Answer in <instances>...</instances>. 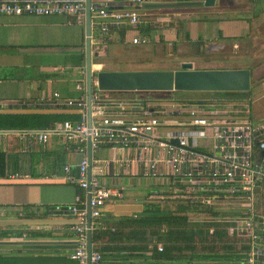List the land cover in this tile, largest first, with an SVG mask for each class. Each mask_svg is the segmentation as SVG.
Masks as SVG:
<instances>
[{
  "label": "crops",
  "instance_id": "1",
  "mask_svg": "<svg viewBox=\"0 0 264 264\" xmlns=\"http://www.w3.org/2000/svg\"><path fill=\"white\" fill-rule=\"evenodd\" d=\"M91 1L109 8L130 4V0ZM245 1L256 0H216L212 6L201 7L179 4L164 8L140 7V22L136 26L129 25L123 41L118 40L116 33H110V42L104 39L100 46L97 42L103 39L102 33L93 17L91 69L94 72L101 69L173 70L180 68L183 62H191L195 69L240 68L215 66L209 62L223 60L225 51H231V47H226L227 41H238L250 28L251 18L225 15L246 7ZM68 20L63 15L0 14V116L57 109L38 102L40 97L48 98L53 92H58L61 98L83 94L84 90L77 86L86 87L85 75L81 76L78 70L85 65L86 23ZM134 36L144 37L147 42L134 44L131 42ZM120 47L123 54L120 53L116 61H110L107 51ZM163 52L167 53L165 57H161ZM106 55L108 58L103 61ZM155 61L164 63L156 67L144 65ZM74 72L78 74L76 79L71 76ZM115 92L107 91L104 95L117 96ZM23 129L30 128H0V264H77L71 257L77 244L73 230L76 215L69 207L80 189L74 181L64 178L67 174L63 167L69 165V173L75 176L80 155L71 147L67 148L61 137L54 136L40 143L35 137L23 135ZM99 153L110 160L100 180L119 193L102 208V223L111 225L121 218L137 217L151 201L149 197L162 190V181L145 177L138 162L120 165L114 161L132 157L134 149L116 152L104 149ZM11 172L28 176L16 180L2 176ZM128 231L124 228V236ZM104 241L101 239L100 243ZM154 243L147 244L146 255H150ZM116 263L178 264L153 259L140 261V258Z\"/></svg>",
  "mask_w": 264,
  "mask_h": 264
},
{
  "label": "built area",
  "instance_id": "2",
  "mask_svg": "<svg viewBox=\"0 0 264 264\" xmlns=\"http://www.w3.org/2000/svg\"><path fill=\"white\" fill-rule=\"evenodd\" d=\"M142 1L130 0L120 8L91 1V19H96L104 35L111 27L136 26ZM86 4L87 0H0V14L63 15L69 22L83 25ZM131 42L144 44L147 39L134 36ZM82 71L85 75V66ZM260 82L264 87V77ZM92 83L89 102L86 87L79 86L84 92L76 98H61L53 92L38 99L45 106L79 110L78 120L21 130L40 143L61 137L67 148L80 155L75 176L69 173V165L63 167L64 178L80 189L69 207L76 215L73 230L77 244L71 257L77 264H102L99 251L92 248L88 256L87 232L100 223L104 205L119 195L116 188L100 180L110 162L99 153L104 149H134L132 157L114 161L120 165L138 162L145 177L160 178L164 186L155 197L178 198L211 209L215 214L206 216L209 220L227 222V233L246 239L243 264H264V123L253 124L236 106L228 107L236 103L192 105L147 99L140 91L105 96L95 80ZM2 176L16 180L28 175L11 172ZM157 249L162 250V245Z\"/></svg>",
  "mask_w": 264,
  "mask_h": 264
},
{
  "label": "trees",
  "instance_id": "3",
  "mask_svg": "<svg viewBox=\"0 0 264 264\" xmlns=\"http://www.w3.org/2000/svg\"><path fill=\"white\" fill-rule=\"evenodd\" d=\"M129 27H111L105 35L101 34L103 39L100 44L104 39L108 40L110 33H116L118 40L123 41ZM78 70L81 76L84 75L82 67ZM249 94V91H140V95L147 99L214 106L247 102ZM79 112L77 109L59 107L44 113L5 114L0 116V128H44L55 122L78 120ZM212 214L215 212L207 207L178 198L151 199L137 217L121 218L111 225L102 223L100 218V223L94 224L91 230L92 248L101 253L102 264H117V261L133 258L186 264H243L246 239L227 233V222L213 221L206 217ZM203 215L205 218H202ZM124 228L129 230L126 236ZM101 239L105 241L100 243ZM152 241L155 242L154 247L150 255H146L145 252L149 250L147 244ZM158 243L162 245V250L157 249Z\"/></svg>",
  "mask_w": 264,
  "mask_h": 264
},
{
  "label": "water",
  "instance_id": "4",
  "mask_svg": "<svg viewBox=\"0 0 264 264\" xmlns=\"http://www.w3.org/2000/svg\"><path fill=\"white\" fill-rule=\"evenodd\" d=\"M216 0H192L183 3L143 0L142 9L183 6H212ZM91 0L86 4V52L85 83L88 102L95 80L99 92L107 91H208V92H246L251 89V72L248 68H205L195 69L191 62L181 63L178 69H138L106 70L97 72L91 69ZM90 105H88V110ZM90 121V119H89ZM90 153L91 150L89 149ZM91 164V163H90ZM87 222L90 225V207L87 206ZM88 256L92 249L91 230L87 232ZM87 264H90L89 261Z\"/></svg>",
  "mask_w": 264,
  "mask_h": 264
},
{
  "label": "rangeland",
  "instance_id": "5",
  "mask_svg": "<svg viewBox=\"0 0 264 264\" xmlns=\"http://www.w3.org/2000/svg\"><path fill=\"white\" fill-rule=\"evenodd\" d=\"M246 7L241 8L237 12H226V17H247L251 18L250 28L245 31L238 41L233 42L232 40L227 41L226 47H231V51H225L224 59L219 62H209V64L221 67H244L248 68L251 72V89L249 90V101H243L240 103L230 105L228 107L236 106V110L245 114V118H249L253 124L260 122L264 123V87L261 85V79L264 74V0L245 1ZM253 16V17H252ZM228 45V46H227ZM227 50V48H226ZM134 52V51H132ZM141 52V51H140ZM107 53L110 56V61H116V58L120 53L123 54L122 48H116L114 50H108ZM138 53V52H137ZM107 54V55H108ZM140 54H143L142 52ZM103 58V61L108 57ZM167 53L163 52L161 57H165ZM146 56V55H145ZM149 57V55H148ZM203 61H205L203 59ZM202 61V62H203ZM164 61H155L152 64L146 63L145 66L156 67L162 65ZM166 63V62H165ZM199 62L196 63V66ZM111 66V65H109ZM108 66V67H109ZM73 79L78 78L77 73H73ZM247 92V91H246ZM152 93V92H151ZM129 95V93L115 92L114 95ZM160 96L158 92L152 93ZM227 106L225 108H228ZM165 198V197H164ZM149 199L157 201L158 197H149ZM162 199V198H161ZM164 200V199H163ZM176 262V261H175ZM195 262H198L196 260ZM209 262V261H208ZM178 263V262H177ZM207 263V262H205ZM178 264H186L179 262ZM228 264V263H224Z\"/></svg>",
  "mask_w": 264,
  "mask_h": 264
}]
</instances>
